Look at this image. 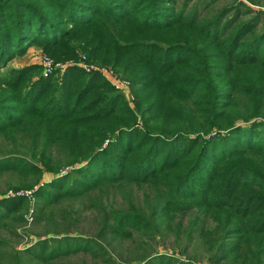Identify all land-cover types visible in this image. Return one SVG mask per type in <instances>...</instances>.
Returning <instances> with one entry per match:
<instances>
[{
	"label": "trees",
	"instance_id": "obj_1",
	"mask_svg": "<svg viewBox=\"0 0 264 264\" xmlns=\"http://www.w3.org/2000/svg\"><path fill=\"white\" fill-rule=\"evenodd\" d=\"M236 2L232 17L222 8L200 19L177 0H0V136L11 146L0 176L17 180L8 189L37 186L33 219H54L28 247L30 262L57 255L50 247L97 246L110 264H197L150 253L124 261L109 249L111 238L147 246L184 233L205 239L210 263L264 264V11L240 20ZM34 47L72 65L60 79L9 67ZM83 55L129 79L135 109L79 67ZM134 187L142 198L129 194L126 207L103 200ZM84 198L97 211L93 239L55 223L56 205ZM30 209L26 198H0V221L21 224ZM30 262L16 250L0 260Z\"/></svg>",
	"mask_w": 264,
	"mask_h": 264
},
{
	"label": "rangeland",
	"instance_id": "obj_2",
	"mask_svg": "<svg viewBox=\"0 0 264 264\" xmlns=\"http://www.w3.org/2000/svg\"><path fill=\"white\" fill-rule=\"evenodd\" d=\"M241 3H243L244 6L240 7L241 13H240V20H248L255 15L259 14L261 11H264V0H239ZM178 8H186V10L189 11H196L198 13V16L200 19H207L213 17L220 9L222 8H230L231 15L229 17H232L236 14L235 8H237L238 3L236 0H177ZM254 11L251 14L245 15V12L248 10ZM258 32L262 31V26H260L258 29ZM51 59L55 64L59 65H65L63 63H57L49 57L41 48H31L27 55L23 58H18L11 62L9 67L15 66V67H24L27 65H39L42 70V76H43V65L42 62L46 59ZM80 64L87 65L89 67H94L96 69H106L108 70L111 75H113L114 78L120 81H129L128 78L124 77L117 71H115L112 68H104L102 66L98 65H92L88 64L86 56L83 55L82 61ZM54 76V75H53ZM62 76L61 71L56 72V75L54 76L56 79H60ZM109 78V77H108ZM106 79V78H105ZM110 79V78H109ZM107 80V79H106ZM109 81V80H108ZM110 82V81H109ZM112 83V82H111ZM113 85V83H112ZM115 87V90L122 94L127 101L128 105L131 109H135L134 105V99L132 98V95H129L126 91H123L120 89V87ZM11 149L10 142H7L3 137L0 136V158L3 157L4 153L6 151H9ZM70 170V169H68ZM49 178V177H48ZM47 179V176H44V178L40 181L43 182ZM10 183H17V180L15 178H11L7 175L0 176V198H15L22 197L26 198L28 201V205L31 208L30 213L25 215L24 222L19 224L14 222L13 218H10L9 220H6L1 222L0 221V245L3 246L2 249V255L3 257L0 258L6 259L9 257L10 254L13 253V250L18 251L19 256H21V260L28 261L30 258L28 255H26V251L28 247L33 246L35 243L34 241H37L39 239V235L44 233L48 228H53L54 223L52 221H42L38 222L33 219L36 205V196L35 190L38 189L37 186H34L31 189H8ZM28 193L32 192L30 197L28 196H19L20 193ZM5 196H2L4 195ZM129 194H132V196L138 200L142 198L143 190L137 189V188H128L124 191H119L118 189H111L108 198H104L103 200L105 203L109 202V204H113L116 208H123L126 207V200L129 198ZM99 201V200H94ZM90 206V200L84 198L81 201H72L67 200L60 203L58 206L55 207V223L58 224V227L60 229H64V233H71L72 237H80L81 235L87 239H93L96 237V235L99 232V228L97 225L98 217H97V211L91 210L89 208ZM73 208V209H72ZM73 210V214L69 213V211ZM78 219V220H77ZM194 219L193 217L187 216L183 219L182 224L183 228H187L190 222ZM77 221V224H74V227H71L70 225ZM205 224V227L210 229L211 222L210 220H206L203 218L202 221ZM7 224H10L7 225ZM12 225V226H11ZM23 225V226H22ZM199 226H202V223H199ZM16 229V230H15ZM180 237V242L175 243V237L174 235H168L164 238H160L156 241L150 242L149 245L146 246V244L143 243L142 238H138L137 235L134 240H123V241H115L113 238H111L113 241H111V244L109 246V249L111 251V254H114L112 252V249H114L117 254H123L122 258L124 261L132 260L133 258H137L141 255H144L145 253H150L153 255H172L175 258L181 259L183 261L187 259H191V257L196 258L197 264H215L214 262L210 263L208 261L209 258V252L207 244H204L205 239H198L197 235L196 240H193L189 243L186 242L184 233ZM112 233H107V237H112ZM61 237H64L61 235ZM38 238V239H37ZM152 246V247H151ZM18 247V248H17ZM108 247V246H107ZM186 248V249H185ZM1 249V248H0ZM60 247H50L47 250V253L57 252V255L53 256L52 258L48 259L47 261L40 260L38 258H35L34 261H31L30 264H110L114 261V258H111L108 256V254L104 255V252L97 246L93 248V251H83L79 250L77 253L70 252L67 253V249L65 247H62V252H59L58 250ZM25 250V251H24ZM66 251V253H64ZM182 252H184L182 254ZM110 254V255H111ZM220 264H230L229 260L227 259L225 262H222Z\"/></svg>",
	"mask_w": 264,
	"mask_h": 264
},
{
	"label": "built area",
	"instance_id": "obj_3",
	"mask_svg": "<svg viewBox=\"0 0 264 264\" xmlns=\"http://www.w3.org/2000/svg\"><path fill=\"white\" fill-rule=\"evenodd\" d=\"M43 77L44 78H50L53 75L56 74L57 70L61 71V74L68 68V66L72 65V64H66V65H57L55 64L51 59L46 58L43 62ZM79 67L83 68L86 72L91 73L92 71H96L98 73H100L102 76H104L107 80H109L110 82L113 83V85L120 87V89H122L123 91H126L129 95L130 94V90H129V83L127 81H120L117 80L116 78L113 77V75H111V73L106 70V69H96L94 67H89L87 65L84 64H79ZM110 79H109V78ZM69 171V170H68ZM67 171H63V174H66ZM32 194V192H28V193H20L18 194L19 196H28L30 197V195Z\"/></svg>",
	"mask_w": 264,
	"mask_h": 264
},
{
	"label": "crops",
	"instance_id": "obj_4",
	"mask_svg": "<svg viewBox=\"0 0 264 264\" xmlns=\"http://www.w3.org/2000/svg\"><path fill=\"white\" fill-rule=\"evenodd\" d=\"M12 67H14V68H19V67H15V66H12Z\"/></svg>",
	"mask_w": 264,
	"mask_h": 264
}]
</instances>
